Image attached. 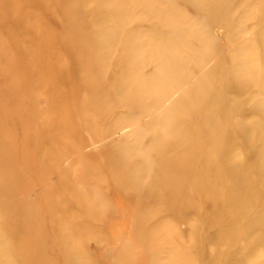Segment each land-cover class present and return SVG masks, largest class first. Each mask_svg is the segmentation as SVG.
I'll return each mask as SVG.
<instances>
[{
    "label": "rangeland",
    "instance_id": "rangeland-1",
    "mask_svg": "<svg viewBox=\"0 0 264 264\" xmlns=\"http://www.w3.org/2000/svg\"><path fill=\"white\" fill-rule=\"evenodd\" d=\"M0 264H264V0H0Z\"/></svg>",
    "mask_w": 264,
    "mask_h": 264
}]
</instances>
